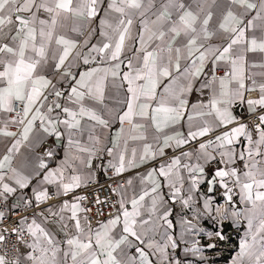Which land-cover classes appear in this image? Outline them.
<instances>
[{
	"label": "snow or ice",
	"instance_id": "obj_1",
	"mask_svg": "<svg viewBox=\"0 0 264 264\" xmlns=\"http://www.w3.org/2000/svg\"><path fill=\"white\" fill-rule=\"evenodd\" d=\"M97 33L102 39L92 43ZM249 53L260 54L261 62L251 64L260 72H247ZM81 63L95 66L74 71ZM219 68L227 69L222 76L216 75ZM67 82V92L58 87ZM205 89H211L208 102L190 105L189 96ZM236 104L246 105L254 118L251 124L233 114ZM85 120L92 122L87 129ZM111 120L119 121L121 132L129 126L118 164L111 165L117 174L126 170L129 140L144 142L139 156L143 162L218 127L235 126L194 151L181 152L158 173L149 171L150 191L130 200L131 211L122 198L117 214L95 228L87 216H80L87 211L80 203L85 197L65 200L58 210L53 205L40 208L51 196L48 188L38 185L33 195L40 210L34 209L31 219L21 215L14 226L0 227V264H153V255L160 264H179L168 255V248L175 250L178 244L168 235L171 210L164 206L154 177L167 179L175 201L181 197V168L188 170L195 186L196 174L204 173L200 161L215 159L208 151L214 145L225 148L220 152L225 167L215 171L214 179L219 178L229 201L228 181L239 187L245 211L232 215H244L250 229L234 264H264V0H0V223L11 211L5 202L17 188H27L40 170H45L44 184L56 185L57 196L81 186L80 175H65L69 158L48 168L45 157L53 152L39 154L46 136L59 139L63 126L69 145L94 154L99 150L95 146L102 144L96 129L109 128ZM184 120L186 134L177 127ZM85 130L92 148L71 138ZM241 137L247 140L239 154L245 161L242 173L228 167L236 158L232 146ZM22 146L30 155L21 153ZM107 151L111 155L113 149ZM131 157L128 166H137L135 147ZM193 157L196 163L182 164ZM149 196L145 219L141 209ZM182 202L189 204L187 199ZM23 203L27 207L33 201ZM165 225L163 244L148 236ZM146 239L151 252L134 245H145ZM133 246L138 257L128 253ZM188 251L198 254L201 249Z\"/></svg>",
	"mask_w": 264,
	"mask_h": 264
},
{
	"label": "crops",
	"instance_id": "obj_2",
	"mask_svg": "<svg viewBox=\"0 0 264 264\" xmlns=\"http://www.w3.org/2000/svg\"><path fill=\"white\" fill-rule=\"evenodd\" d=\"M102 38L97 35L92 39V43H97ZM249 57V66L247 68V72L251 74L252 72H260L261 69L252 68L251 64L256 63L259 64L261 62L260 54H248ZM81 65L74 69V71H85L87 68ZM95 66V65H93ZM101 66H107L106 64H102ZM122 70H127L123 68ZM226 71V68H219L218 71ZM222 76V75H217ZM210 78V77H209ZM204 77L201 78V81ZM199 83L197 82V89L199 88ZM70 82L62 83L58 85L61 90L69 86ZM211 96V89H205L203 92L194 91L189 96V104H197L200 102L207 103L208 99ZM111 106V105H110ZM247 111L246 105L236 104L233 106V114L236 115L238 111ZM55 115V113H54ZM61 118L63 114H61ZM211 119V117H208ZM87 120L82 121L85 129L91 124ZM39 124H37L38 126ZM124 131L121 132V125L118 120H111L110 126L107 129H101L97 127L96 133L101 136L102 144L96 145L98 151H95L94 154H90L89 152H79L77 150V145L74 143L72 145L68 144V133L65 131L63 126L60 127V131L64 133L59 139L55 135L46 136L45 139L49 138L51 140L52 146L51 151L53 152V156L48 158L45 157V162L49 169H55L59 165H61L65 158H69L70 167L65 171L66 176L70 175H80L83 178V182L81 186H84L90 180H98L103 178L104 176V165L103 161L98 159V153H103L110 165L118 164V156L120 152L123 150V141L128 139V125L125 124ZM178 129L185 134L188 130V124L186 120L181 121V124L177 126ZM231 127H218L213 132L209 133L206 137L198 138L195 141H191L189 144L182 146L181 148H168L165 149L164 155H156L154 158H148L145 161L141 162L139 160V156L143 153V143L142 141H131L129 140L128 144V152L126 154V170L132 171V174L128 177V180H132V184L128 185L127 183L120 186L118 194L119 200L122 198L126 201L125 206L131 211V203L130 200L134 197H137L143 193L145 190H149L151 188V181L147 178V174L149 171L155 169L158 173L160 167L162 165H167L172 158L175 156H179L183 151H194L198 149L199 144L203 143L209 139L215 140L217 135H221L223 132L228 131ZM73 141H79V146L85 148H92L93 141L88 139V132L85 130L83 134L79 132H74L72 134ZM149 143H151V138H149ZM119 144V147L113 148V144ZM135 147L137 149V166L131 167L128 166L127 161L131 159V149ZM227 147V146H226ZM235 153V161L233 164L228 165V167H235L239 172H243L244 163L239 159V154L244 151L247 147V140L244 137H241L238 143H234L232 146ZM107 149H113L112 154L109 155ZM208 151L215 157V159L210 160L208 163H205L203 160L200 161V164L204 167V173H197V183L195 186L192 184L191 175L187 169L181 168V175L183 178V185L181 190V197L177 198L175 201L172 200L171 190L168 186V181L165 177L156 175L154 178L159 181L161 187L159 189L160 195L163 198L164 206L171 210L169 215V220L172 222V228L168 229V235H171L174 240H176L178 247L173 250L171 247L168 248L169 258L173 261H178L179 264H194V258L201 256L202 251L198 254H193L191 251L185 252V249H192L193 247L200 248L201 250H207L208 252H214L217 250L211 251V247L209 245H216L215 240H218L219 233L224 237L221 239V244L218 245V248H224L226 244L227 236H233L235 233L231 235L228 234L231 231V228L237 229L238 238L237 239V247L233 253L227 258L231 262L238 254L240 253V245L243 240L250 237V229L248 225V219L241 215L239 217L233 216L232 213L234 211L244 212L245 211V202L241 200V194L239 187L234 185L231 180L228 181V187L232 188V192L230 195L232 196V200L229 201L226 195L225 187L219 182V178H215V171L218 168L225 167L224 164L220 163L221 156L220 152L225 151V148H220L218 145H214L210 147ZM21 153L25 156L30 155L26 146H22ZM40 154V153H39ZM74 157H79L78 159H74ZM90 160V164H89ZM83 161V163L81 162ZM185 163H196L195 157L191 161L182 160V164ZM45 170H40L41 175L36 176L33 175L30 178L29 185L27 188L19 189L13 193L18 194L19 197H29L34 199L33 189L37 188L38 185L41 187H46L48 190H55L56 185L54 184H44L43 183V174ZM211 182V183H210ZM180 186V185H178ZM79 187V188H80ZM79 188H76L72 191L75 193ZM154 195V194H153ZM189 200V204L185 206L183 204V200ZM67 200L69 203L75 201V197L72 195L71 197H67L63 201L58 202V204L54 205L53 210H58L62 203ZM151 204V197H146L144 201L145 208L141 209V215L143 218H147V209ZM207 205V207H206ZM82 207V206H81ZM217 209L220 211L218 212ZM70 213L65 212V216ZM80 216L83 217V212L80 213ZM163 223L162 221L160 222ZM256 221L253 222L254 226L256 225ZM95 227H98L95 226ZM93 227V228H95ZM238 227V228H237ZM166 225L162 228L154 232H150L148 236L155 242L163 244L166 240L164 236ZM119 230V229H118ZM254 230V229H253ZM235 236V235H234ZM62 238V237H60ZM148 240H145V245H139V242L134 241V245L144 247L145 251L151 252L150 249L146 247ZM204 248V249H203ZM219 251V250H218ZM223 251V255L217 262L221 261V264H227L225 261V253H229L227 249H220ZM128 253L131 256H137L138 254L135 252V246L128 249ZM209 258L210 256L202 255L201 258L207 261L205 258ZM153 264H160L157 256H150ZM233 262V261H232ZM212 263H215L212 261Z\"/></svg>",
	"mask_w": 264,
	"mask_h": 264
},
{
	"label": "built area",
	"instance_id": "obj_3",
	"mask_svg": "<svg viewBox=\"0 0 264 264\" xmlns=\"http://www.w3.org/2000/svg\"><path fill=\"white\" fill-rule=\"evenodd\" d=\"M93 65L94 64L84 65L83 67L89 68ZM223 74L224 71L222 70L216 73V75ZM62 90L67 92L69 90V86L64 87ZM251 95L256 96V93H252ZM235 116H237L238 120L241 122L248 124H251L254 119L248 111L243 110L238 111ZM37 124H39V121H37ZM233 126L235 125H228L227 127ZM12 130L17 131L16 128H12ZM51 146V140L49 138L45 139L40 149V155H43L44 152L50 150ZM98 159L103 161V178L90 180L84 186L80 187L75 193L70 192L67 196H57L55 195V190H50L49 195L51 196V199L41 204L40 208H47L49 205L54 206L58 204V202L73 195L75 198L79 196L85 197V199L80 203L82 208L87 210L83 212V214L88 217V220L93 227L106 222L109 218H111V216L117 214L120 202L118 194L119 188L127 183L128 177L132 174V171H124L123 173L117 174L115 169L108 163V159L103 153H98ZM113 189H116V191H113ZM24 200H32L33 204L26 207L23 203ZM97 200H99L100 203H97ZM5 203L11 211L6 212L8 219L3 223H0V227H3L4 224H7L9 227L14 226L15 223L18 222L21 215H26L29 219H31L34 209L35 211L40 210L39 208H35L34 199L29 197L21 198L18 194H14L12 197H9L8 201ZM17 205L18 207H15Z\"/></svg>",
	"mask_w": 264,
	"mask_h": 264
},
{
	"label": "rangeland",
	"instance_id": "obj_4",
	"mask_svg": "<svg viewBox=\"0 0 264 264\" xmlns=\"http://www.w3.org/2000/svg\"><path fill=\"white\" fill-rule=\"evenodd\" d=\"M237 231H238L237 229L231 228V231L228 234L231 235L232 233H235L234 234L235 236L234 235L233 236L232 235L231 236H227V240H225L226 244L224 245V248H218V245L221 244L222 240L219 238V236H217L218 240L217 239L215 240L216 245L214 247V250H217V251H214V252H210L209 251L208 252L207 250H205L203 248L204 250H201L202 253H203V254H201V256L202 255H205V256L209 255L210 257L209 258H207V257L205 258V259H207V261L204 260L203 258H201V256L196 257V258H194V264H221V261L217 262L218 259H220L222 257V255H223V251H220V249H227L229 251V253H225V255H227V256L224 259H225V261H227V264H234V262L236 261L237 256L232 260L233 262L232 261L230 262L227 257L230 256L233 253L234 250H236V247H237L236 245H237V242H238L237 239H236V238H238ZM212 249H213V247H211V251H213ZM212 261H214L215 263H212Z\"/></svg>",
	"mask_w": 264,
	"mask_h": 264
}]
</instances>
